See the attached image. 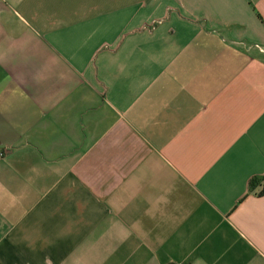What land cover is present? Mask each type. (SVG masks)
Returning a JSON list of instances; mask_svg holds the SVG:
<instances>
[{
	"label": "crops",
	"instance_id": "obj_1",
	"mask_svg": "<svg viewBox=\"0 0 264 264\" xmlns=\"http://www.w3.org/2000/svg\"><path fill=\"white\" fill-rule=\"evenodd\" d=\"M263 188L264 0H0V264H264Z\"/></svg>",
	"mask_w": 264,
	"mask_h": 264
},
{
	"label": "trees",
	"instance_id": "obj_2",
	"mask_svg": "<svg viewBox=\"0 0 264 264\" xmlns=\"http://www.w3.org/2000/svg\"><path fill=\"white\" fill-rule=\"evenodd\" d=\"M252 185L254 186V184H252ZM260 195H261V196L264 195V188H263V190L261 191Z\"/></svg>",
	"mask_w": 264,
	"mask_h": 264
}]
</instances>
